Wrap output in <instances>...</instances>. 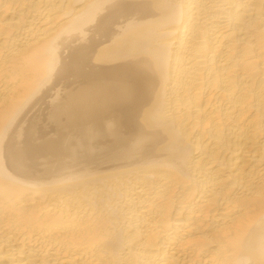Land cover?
<instances>
[{
    "label": "bare ground",
    "instance_id": "bare-ground-1",
    "mask_svg": "<svg viewBox=\"0 0 264 264\" xmlns=\"http://www.w3.org/2000/svg\"><path fill=\"white\" fill-rule=\"evenodd\" d=\"M0 264H264V0H0Z\"/></svg>",
    "mask_w": 264,
    "mask_h": 264
}]
</instances>
